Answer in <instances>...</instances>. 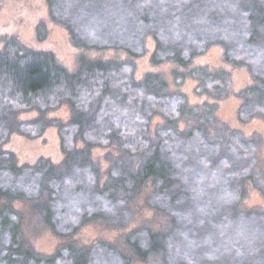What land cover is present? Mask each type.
I'll return each instance as SVG.
<instances>
[{"label":"trees","instance_id":"obj_1","mask_svg":"<svg viewBox=\"0 0 264 264\" xmlns=\"http://www.w3.org/2000/svg\"><path fill=\"white\" fill-rule=\"evenodd\" d=\"M73 46L122 51L127 60L80 57L76 71L14 38L0 49V264H264V212L241 210L252 187L264 197L261 140L220 123L217 102L229 74L191 67L210 47L244 68L251 84L235 96L239 124L264 123V0H46ZM86 36V38H85ZM90 37V38H87ZM146 39L149 63H170L174 86L189 79L210 102L190 104L161 74L134 79ZM67 106L65 124L48 120ZM35 117L20 121L23 114ZM56 127L63 160L19 165L3 146L11 135L38 138ZM94 149H108L102 168ZM261 187V188H260ZM138 201L162 217L128 228ZM62 240L36 254L24 224ZM98 224L125 231L119 244L72 240Z\"/></svg>","mask_w":264,"mask_h":264},{"label":"rangeland","instance_id":"obj_2","mask_svg":"<svg viewBox=\"0 0 264 264\" xmlns=\"http://www.w3.org/2000/svg\"><path fill=\"white\" fill-rule=\"evenodd\" d=\"M10 38H14L23 47L31 50L51 53L56 62L70 73L76 71L77 61L80 57H85L89 60L118 62L127 60V56L120 50L96 51L73 46L65 25L60 23V21H52L49 17L46 0H0V49L2 48L3 40ZM144 46L145 52L142 57L132 60L135 66L134 79L136 81L141 80L146 73L161 74L169 84L170 89L182 92L190 104L210 102L205 97L194 93L196 84L189 79L178 86H174L171 72L173 70L182 72V70L170 63L152 66L149 63V58L154 48L152 40L146 39ZM191 67L220 69L229 74L227 93L222 100L217 102L215 116L220 123L226 125L229 129L240 132L247 138L255 137V139L259 138L261 140L259 160L264 168V123L254 120L242 125L237 121L240 101L235 94L251 84V78L246 69L234 68L224 64L222 49L217 46L208 48L203 55L195 58L191 63ZM35 116L36 114L34 113L23 114L18 119L27 121ZM46 117L56 123L65 124L70 118V113L67 106L63 105L59 109L49 112ZM59 146L57 128L49 127L38 138L28 139L13 134L3 146V150L13 153L19 165H33L40 159L47 160L53 165H59L63 160ZM108 151V149H94L92 151V159L98 163L102 170H106L109 166L104 160ZM261 187L264 188V185H261ZM246 191V196L240 203V209H256L264 212V197L252 187H247ZM162 223V217L144 208L142 202L138 201L136 217L128 230L144 224L157 228ZM24 225V238L36 254L51 255L62 242V240L43 227H36L29 222ZM126 232L127 230L118 231L107 229L98 224H91L83 227L72 240L84 246L99 241L119 244L122 242Z\"/></svg>","mask_w":264,"mask_h":264}]
</instances>
